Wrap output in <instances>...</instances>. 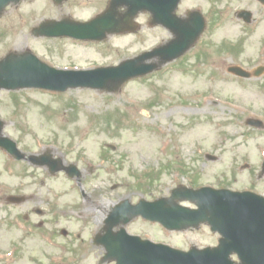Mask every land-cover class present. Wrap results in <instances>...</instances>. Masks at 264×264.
<instances>
[{
  "label": "rangeland",
  "instance_id": "1",
  "mask_svg": "<svg viewBox=\"0 0 264 264\" xmlns=\"http://www.w3.org/2000/svg\"><path fill=\"white\" fill-rule=\"evenodd\" d=\"M214 1H181V15L201 9L207 21L203 36L182 57L130 80L116 93L0 89V138L15 142L24 155L17 162L0 148V188L44 183L47 193L74 213L87 209L90 214L100 207L98 218L118 199L167 195L180 183L264 195V127L245 124L257 119L264 125V73L244 80L226 72L233 64L248 70L264 67V7L254 0ZM99 2L24 0L8 7L0 16V58L29 50L51 66L92 68L116 65L170 38L164 28L148 27L146 14L136 18L135 32L99 43L31 33L43 19L85 20L99 10ZM239 9L252 12L251 24L236 18ZM225 46L236 49L217 52ZM103 151L108 158H101ZM45 153L75 164L81 172L78 183L63 173L45 175L43 168L28 163L31 156ZM143 172L147 175L138 177ZM83 189L89 203L80 195Z\"/></svg>",
  "mask_w": 264,
  "mask_h": 264
},
{
  "label": "flooded vegetation",
  "instance_id": "2",
  "mask_svg": "<svg viewBox=\"0 0 264 264\" xmlns=\"http://www.w3.org/2000/svg\"><path fill=\"white\" fill-rule=\"evenodd\" d=\"M41 189V187L38 188V190ZM23 190L19 187L13 191V194L21 193ZM46 190L49 189L46 188ZM2 200L0 202V236L4 242L0 253V264H115V262H106L102 259L107 248L118 253L120 251L118 247L125 249L130 245L128 237L121 232L122 228L124 233L138 235L180 249H188L192 246L199 248L214 246L218 241V235L211 232L207 226H204L205 233L197 231L195 232L197 235H191L194 233L168 231L159 223L136 218V224L134 223L136 219H134L125 224H116L108 230L105 223L106 215L97 219L96 214L91 213L86 219L71 220L69 208L58 209V213H54L53 198H41L29 193L27 200L22 204H8L6 196ZM22 211L24 213H21ZM31 213L38 218L30 220ZM83 215L80 214V216ZM18 216L25 222L20 221ZM74 222H78L77 229L71 230V224ZM88 228H93L90 234L87 233ZM22 230L33 231L41 236L42 243H45L47 239L48 245H39L32 250L23 251L21 242L11 239L10 236L11 233L15 234ZM88 251L97 257L96 261L87 263ZM30 252H36L39 256L34 257L31 262L23 263L22 254Z\"/></svg>",
  "mask_w": 264,
  "mask_h": 264
},
{
  "label": "water",
  "instance_id": "3",
  "mask_svg": "<svg viewBox=\"0 0 264 264\" xmlns=\"http://www.w3.org/2000/svg\"><path fill=\"white\" fill-rule=\"evenodd\" d=\"M17 0H0V12L9 2H16ZM178 0H114V4H120L127 7V12L124 15L122 22H116L111 14V10L105 12L96 20L89 23H74V22H64L62 24L56 23H46L41 26L39 31L40 34L46 35H70L77 38H87V39H102L106 32H115L123 30L129 26V22L132 17H134L141 10H149L153 14V20L156 23H162L167 26L173 32H176L177 38L170 42L167 47L154 49L152 53L144 54L141 57L133 61L134 66L131 67V63H124L116 68L107 69H97L92 72H63L56 71L46 65L40 63L35 57L30 54H25L20 57L23 64L22 69L19 71H14L18 76L13 75V69L11 66L18 62H15V57L9 56L5 60L0 62V87L8 89H16L21 87H39V88H49L53 90H65L68 87L86 86V87H105L101 80L110 79L116 83H121L130 76L140 75L148 72L151 68L148 66L140 65L136 66V63L142 59L148 58L153 54H158L163 56L166 60L173 59L181 55L195 40L196 36L202 30V22L197 29L194 25L190 23L178 27V21L172 16V12L176 7ZM124 24L126 27H122ZM18 59V58H17ZM133 68V69H131ZM1 146H4L8 151L20 158L21 155L15 150L14 143L9 141H1ZM45 161H42L43 164ZM233 195V194H232ZM246 197L247 194H241ZM234 197H238L235 195ZM210 201L214 208L221 205L218 208H222L224 205L223 199L225 196L221 193H214L209 196ZM264 204V202H263ZM159 202L152 203V211L157 212V207ZM143 206V205H139ZM138 207V206H136ZM134 207V208H136ZM139 211L141 209L138 208ZM115 211H112V214ZM136 213L137 211L134 210ZM167 213H184L189 214L186 211L177 210L175 206L168 208ZM223 213L222 209L219 211ZM258 214L264 215V208L257 210ZM217 217V209L215 210L214 219L215 223L222 222V219ZM192 222H193V218ZM166 222H171L166 220ZM175 222V221H173ZM187 220L184 224H188ZM212 253L204 252L200 254L189 253V254H177L176 252L168 251L162 257L167 260H177V264H213L211 261ZM138 257H134L129 261L132 263H137ZM216 264V263H214Z\"/></svg>",
  "mask_w": 264,
  "mask_h": 264
}]
</instances>
